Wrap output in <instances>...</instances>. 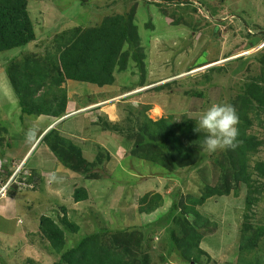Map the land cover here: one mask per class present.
I'll return each instance as SVG.
<instances>
[{
  "label": "rangeland",
  "instance_id": "rangeland-1",
  "mask_svg": "<svg viewBox=\"0 0 264 264\" xmlns=\"http://www.w3.org/2000/svg\"><path fill=\"white\" fill-rule=\"evenodd\" d=\"M28 2L36 40L24 50L0 54V190L16 175L15 184L0 193L4 210L0 215V264H55L60 260L61 253L51 249L40 231L43 215L52 217L63 228L64 216L77 224V233L65 229V248L78 245L87 235L108 230L110 235L98 244L122 256L125 264L132 260L135 264H241L242 260L264 264V234L248 246L241 244L246 219L254 227L264 228V179H259L260 200L251 209L245 205L244 188L210 199L199 208L207 221L202 220L194 230L204 235L200 247L206 255L195 261L183 254L186 246L179 247L182 238L193 233L196 221L193 215L183 214V205L189 203L190 196L199 197L206 186L225 183L218 164L227 155L225 149L207 152L200 135L198 143H193L195 170L187 174L180 167L172 173L158 170L134 155L122 160V139L101 133L99 126H94L99 116H104L109 122H123V126L130 120L137 127L135 118L140 109L150 106L146 114L153 120L173 116L174 121L186 119L194 127L214 103L230 104L236 109L245 95V83L256 81L264 91V74L256 59L264 54V0ZM132 10L139 38L136 43L144 54L143 68L131 54L127 68L115 72V82L110 86L95 88L74 81L65 84L74 103L73 108L68 107L74 119L67 122V127L80 126L77 134L69 135L71 140L83 148L84 157L92 164L102 148L113 151L116 158L107 160L104 173L98 169L107 178L85 180L80 171L60 165L47 146L37 147L41 140L37 143L38 136L54 128L56 119H21L4 67L16 54L18 58L49 53L53 57L62 50L73 29L82 32L108 16L129 15ZM128 48L126 43L121 50ZM210 69L215 71L208 72ZM261 76L260 82L257 79ZM29 129L34 130L31 139L26 138ZM251 131L262 142L255 160H264V126L254 124ZM94 167L99 168L100 162ZM177 171L182 180L174 177ZM28 176H33L30 187L25 186ZM78 188L88 190V200L74 201ZM149 192L160 193L164 202L155 212L142 214L138 201ZM174 202L178 208L172 214Z\"/></svg>",
  "mask_w": 264,
  "mask_h": 264
},
{
  "label": "trees",
  "instance_id": "trees-1",
  "mask_svg": "<svg viewBox=\"0 0 264 264\" xmlns=\"http://www.w3.org/2000/svg\"><path fill=\"white\" fill-rule=\"evenodd\" d=\"M155 1L157 0H153L152 3ZM167 1L173 2V0ZM134 12L132 10L128 13L129 15L108 16L99 25L87 27L82 32L79 28L73 29L65 38L66 40H63L62 50L60 49L61 51L59 50L60 52L53 57H50L49 53L40 57H35L36 55L33 54L18 58L16 54L4 67L5 79L9 80L21 109V119L49 116L56 121L60 120L56 127L45 133L46 129L38 136L37 140L45 133L39 145L47 146L60 165L67 170L80 171L85 180L104 178L102 173L107 168V160H116V158L111 154L113 151L106 152L102 148L100 150L102 153L98 152L99 156H96L92 164L84 157L83 148L71 140L69 135L77 134V128L79 129L80 126L67 127V122L74 119V114L66 118L70 114L68 107L73 108L74 103L70 101L65 84L74 81L89 84L95 88L110 86L115 82V72L119 73L127 68L131 54L136 58L139 68H143L144 54L140 53L141 50H138L136 43L139 38L134 27ZM31 21L28 0H0V54L13 49L24 50L28 44L36 40ZM126 43L129 44V48L122 51ZM251 45H253L252 42ZM256 57L264 74V54ZM212 71L215 69H210L208 72ZM262 79L261 76L257 80L261 82ZM245 84L247 85L245 95L239 99L240 103L235 109L239 117L236 147L225 149L227 155L223 158L224 160L218 161L225 183L206 186L199 197L190 196L189 203L183 205V214L193 215L196 221L191 228L193 233L185 235L179 247L183 249V246H186L183 254L195 261L206 255L200 247L204 235L200 234L196 228L194 230L195 225H202V220L207 221L200 212V207L210 199H219L230 194L231 191L239 192L241 188H244L245 205L251 209L262 195L259 179H264V160H255L262 142L251 130L254 124L264 126V91L260 83L256 81ZM150 109V106L140 109V115L138 113L135 118L137 127L130 120H128L129 125L123 126V122H109L104 116H99L94 126H99L101 133L107 132L122 139L121 144L124 148L121 146L123 148L121 151L125 150V154H121L122 160L134 155L142 162L157 166L158 170L167 169L173 173L174 170L183 167L187 174L191 173L195 170L197 158L193 143H198L200 135L204 138L205 135L202 131H195L196 125L192 127L186 119L174 121L173 116H168L153 120L146 114ZM118 152L115 150L114 153ZM98 161L100 167L95 168ZM98 169H101L102 173ZM10 175L11 173L8 174ZM174 177L183 179L178 171ZM26 182L33 183V176L26 177ZM88 198L89 192L85 188H78L73 194L75 202H83ZM163 202L160 193H146L138 201L140 213L151 214ZM177 208L178 204L174 202L171 213L173 214ZM63 211L66 209L63 208ZM62 224L64 228L47 215L41 216L39 220L43 237L49 242L51 249L61 253L60 260L55 264H125L122 256L115 255L98 244L103 237L110 235L108 230H99L87 235L78 245L65 248V229L70 233H77L79 228L66 216L62 218ZM262 234H264V228L254 227L246 219L241 235L242 246L255 242ZM251 236L255 239L252 240ZM129 264H135V262L132 260ZM241 264L246 262L242 260Z\"/></svg>",
  "mask_w": 264,
  "mask_h": 264
},
{
  "label": "clouds",
  "instance_id": "clouds-1",
  "mask_svg": "<svg viewBox=\"0 0 264 264\" xmlns=\"http://www.w3.org/2000/svg\"><path fill=\"white\" fill-rule=\"evenodd\" d=\"M59 121L60 120H57L55 123L57 124ZM238 123L239 117L232 105L226 103H214L200 115L195 131H204L206 133L202 142L203 146L207 152L214 153L218 149L223 150L236 147V141L239 135ZM50 129H47L45 133ZM33 135L34 130L29 129L26 133V138L31 139ZM43 135L37 140V143ZM37 143H35V145ZM15 176L10 181L8 179L4 187L0 190V193L5 190L8 191V187L15 184L13 183Z\"/></svg>",
  "mask_w": 264,
  "mask_h": 264
},
{
  "label": "crops",
  "instance_id": "crops-1",
  "mask_svg": "<svg viewBox=\"0 0 264 264\" xmlns=\"http://www.w3.org/2000/svg\"><path fill=\"white\" fill-rule=\"evenodd\" d=\"M50 124H51V123H50ZM34 145H35V144H34ZM32 148H33V147H32ZM32 148H31V149H32ZM31 149L29 150V152L31 151ZM29 152H28V154H29ZM9 197H10V196H9ZM13 198H14V197H12V196L10 197L11 200H13ZM4 199H5V198H2L1 200H4ZM2 207H3V206H0V215H1V213L4 212V210L2 209ZM1 216H3V215H1Z\"/></svg>",
  "mask_w": 264,
  "mask_h": 264
},
{
  "label": "bare ground",
  "instance_id": "bare-ground-1",
  "mask_svg": "<svg viewBox=\"0 0 264 264\" xmlns=\"http://www.w3.org/2000/svg\"><path fill=\"white\" fill-rule=\"evenodd\" d=\"M71 115H73V114H70V115L66 116V118L69 117V116H71Z\"/></svg>",
  "mask_w": 264,
  "mask_h": 264
},
{
  "label": "built area",
  "instance_id": "built-area-1",
  "mask_svg": "<svg viewBox=\"0 0 264 264\" xmlns=\"http://www.w3.org/2000/svg\"><path fill=\"white\" fill-rule=\"evenodd\" d=\"M25 186H29L30 187V185H28V184H25Z\"/></svg>",
  "mask_w": 264,
  "mask_h": 264
}]
</instances>
